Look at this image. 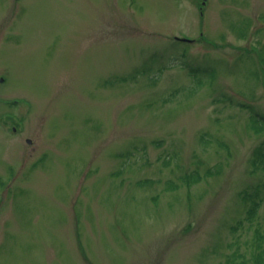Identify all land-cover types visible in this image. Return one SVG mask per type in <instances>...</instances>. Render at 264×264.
<instances>
[{"label": "rangeland", "instance_id": "1", "mask_svg": "<svg viewBox=\"0 0 264 264\" xmlns=\"http://www.w3.org/2000/svg\"><path fill=\"white\" fill-rule=\"evenodd\" d=\"M246 106L264 0H0V264H252Z\"/></svg>", "mask_w": 264, "mask_h": 264}, {"label": "trees", "instance_id": "2", "mask_svg": "<svg viewBox=\"0 0 264 264\" xmlns=\"http://www.w3.org/2000/svg\"><path fill=\"white\" fill-rule=\"evenodd\" d=\"M247 109H249V114H250V120L252 122L253 128H256L258 132L262 131L264 129V114H261L257 111H255L253 108L250 106H246ZM250 166L252 167V172H257V171H262L264 172V143L260 146H258L250 159ZM199 181V177L195 179V183ZM192 182H189V185H191ZM264 186V184H263ZM247 192L244 191L243 194L241 195V201L243 203H246L248 201L249 197ZM258 196V191L256 190V193H254V197L250 199L247 203L250 204L251 202V207L246 212V221L247 222H252L257 219V210L259 208V196ZM240 225V223H239ZM260 250L258 254L254 255V260L252 264H263L264 262V223L262 224L261 228L258 226L254 230V236L251 239L250 243V248L255 247ZM239 256V255H238ZM242 257V256H240ZM234 264H245L243 261L241 263H234Z\"/></svg>", "mask_w": 264, "mask_h": 264}]
</instances>
